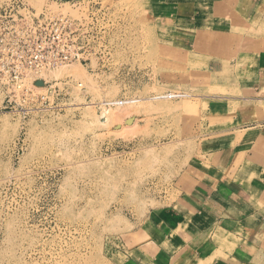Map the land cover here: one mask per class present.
Returning a JSON list of instances; mask_svg holds the SVG:
<instances>
[{"label":"rangeland","instance_id":"374dc122","mask_svg":"<svg viewBox=\"0 0 264 264\" xmlns=\"http://www.w3.org/2000/svg\"><path fill=\"white\" fill-rule=\"evenodd\" d=\"M102 1L112 25L103 64L46 70L43 79L69 85L24 116L3 108L0 90V264L138 262L134 235L178 200L183 181H205L209 150L226 138L206 114L203 53L168 51L165 18L172 6L195 2L219 29L259 25L264 33V0ZM28 2L74 13L72 0ZM173 91L187 96L157 98ZM131 96L135 103L109 110L91 105Z\"/></svg>","mask_w":264,"mask_h":264},{"label":"crops","instance_id":"0c3cea01","mask_svg":"<svg viewBox=\"0 0 264 264\" xmlns=\"http://www.w3.org/2000/svg\"><path fill=\"white\" fill-rule=\"evenodd\" d=\"M182 5L165 18L166 46L203 53L212 88L203 95L206 114L226 127V138L209 150L212 173L183 181L178 200L134 235L129 252L139 261L124 264H264V33L259 25L219 29L199 3ZM231 30L239 31L235 41L218 46L215 37Z\"/></svg>","mask_w":264,"mask_h":264},{"label":"built area","instance_id":"2783aa9c","mask_svg":"<svg viewBox=\"0 0 264 264\" xmlns=\"http://www.w3.org/2000/svg\"><path fill=\"white\" fill-rule=\"evenodd\" d=\"M69 4L73 14L47 4L34 6L28 0H5L0 5V90L4 109L24 116L37 105L49 104L50 97L69 85L66 79H40L38 75L44 70L74 63L89 68L94 60L103 64L109 58V7L102 0H72ZM76 85L84 89L81 82ZM38 88L44 92H38ZM181 93L156 95L175 100L182 97ZM136 101L137 97L132 96L103 98L91 105L109 110Z\"/></svg>","mask_w":264,"mask_h":264},{"label":"bare ground","instance_id":"6f19581e","mask_svg":"<svg viewBox=\"0 0 264 264\" xmlns=\"http://www.w3.org/2000/svg\"><path fill=\"white\" fill-rule=\"evenodd\" d=\"M63 69H64V71H67V72L70 73V69H71V68H66V67H65V68H63ZM71 70H72V69H71ZM61 71H62V69H61ZM61 71H60V70H57V71L54 72V74L58 75V74H59L58 72H61ZM45 73H46V70H44V71L41 72V74H40V76H39L40 79H43ZM127 122L131 123V120H128Z\"/></svg>","mask_w":264,"mask_h":264},{"label":"water","instance_id":"95a60500","mask_svg":"<svg viewBox=\"0 0 264 264\" xmlns=\"http://www.w3.org/2000/svg\"><path fill=\"white\" fill-rule=\"evenodd\" d=\"M37 84H38V85H41L42 83H41V81H38Z\"/></svg>","mask_w":264,"mask_h":264}]
</instances>
